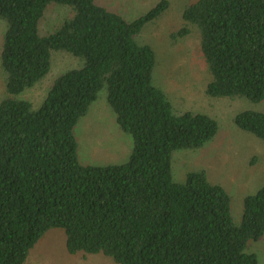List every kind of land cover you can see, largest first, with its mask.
Returning a JSON list of instances; mask_svg holds the SVG:
<instances>
[{
    "label": "trees",
    "instance_id": "trees-1",
    "mask_svg": "<svg viewBox=\"0 0 264 264\" xmlns=\"http://www.w3.org/2000/svg\"><path fill=\"white\" fill-rule=\"evenodd\" d=\"M50 5L72 16L41 34ZM169 7L160 0L127 21L96 0H0V264H25L50 229H61L68 255H100L115 264H257L250 241L264 236V185L243 199L238 225L227 190L190 172L174 180L173 153L202 148L218 132L205 114L175 113L153 83L154 50L136 41ZM194 28L211 77V98L264 100V0H196L182 14ZM82 66L59 75L41 105L19 99L50 72L51 54ZM121 131L132 139L124 164L79 161L74 128L101 90ZM264 141V113L234 118Z\"/></svg>",
    "mask_w": 264,
    "mask_h": 264
},
{
    "label": "rangeland",
    "instance_id": "rangeland-1",
    "mask_svg": "<svg viewBox=\"0 0 264 264\" xmlns=\"http://www.w3.org/2000/svg\"><path fill=\"white\" fill-rule=\"evenodd\" d=\"M160 0H96L106 9L127 21L145 15ZM196 0H168L169 7L158 19L144 26L136 41L149 45L155 52L153 83L170 101L175 113H199L213 118L218 132L202 148L173 153L171 169L175 182L184 183L190 172L205 171L210 182L223 186L229 193L233 222L238 225L243 199L255 194L264 185V141L240 130L234 123L243 111L264 113V100L253 103L245 98H211L205 94L211 77L203 62L199 33L173 39L183 28V11ZM72 16L70 8L50 5L40 23L41 34L52 31ZM5 24L0 20V102L6 98L5 75L1 68V46ZM82 61L65 52L51 54V69L36 86L25 90L19 99L37 109L45 99L53 81L68 70L78 69ZM79 161L86 165L124 164L132 152V139L115 121L107 103V91L99 92L88 114L74 128ZM61 229H50L37 242L25 264H115L100 255H68ZM248 253L255 254L257 264H264V236L250 241Z\"/></svg>",
    "mask_w": 264,
    "mask_h": 264
}]
</instances>
